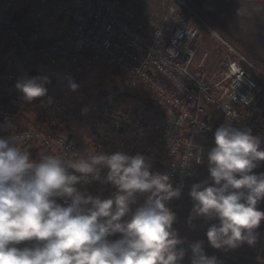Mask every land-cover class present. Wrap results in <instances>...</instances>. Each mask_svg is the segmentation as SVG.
I'll use <instances>...</instances> for the list:
<instances>
[{"label":"clouds","instance_id":"1","mask_svg":"<svg viewBox=\"0 0 264 264\" xmlns=\"http://www.w3.org/2000/svg\"><path fill=\"white\" fill-rule=\"evenodd\" d=\"M48 82L26 79L16 88L31 103L47 94ZM260 143L250 128L230 122L214 132L215 146L206 154L211 183L192 185L188 217L189 224L216 221L206 232L214 249L257 243L256 230L264 221L258 210L264 174H254L264 162ZM204 155L197 147L188 158L201 165ZM93 181L115 192L102 199L77 187ZM180 195L170 176L153 172L150 158L140 153L101 151L35 160L15 137L0 138V264H181L186 251L191 264H218L215 256L205 254L203 242L186 250V241L178 238L173 228L177 217L167 204ZM140 197L145 199L138 204ZM60 199L69 203L62 205ZM133 205L138 206L133 210ZM116 234L120 238L111 240Z\"/></svg>","mask_w":264,"mask_h":264},{"label":"built area","instance_id":"2","mask_svg":"<svg viewBox=\"0 0 264 264\" xmlns=\"http://www.w3.org/2000/svg\"><path fill=\"white\" fill-rule=\"evenodd\" d=\"M133 1L0 0V45L10 44L9 60L0 73V128L11 125L0 138L15 137L18 146L37 141L67 159L96 153L58 127L59 118L66 113L64 98L81 75L80 62L85 58L102 60L124 73L130 86L143 85L153 92L170 117L154 119L139 110L120 109L115 96L107 95L92 119L90 136L98 139L107 133L118 134V144L111 153L163 152L171 163L173 188L181 191L178 199L167 204L172 211L198 166L188 158L189 152L194 153L197 147L204 154L208 152L202 142L226 122L235 126L262 87L243 64L256 72L257 68L216 32L213 33L229 48L232 57L222 75L214 81L209 79L202 63L195 67L202 34L188 22L187 12L171 5L161 22L147 30L133 8ZM15 10L28 13L27 21L12 20ZM58 16L68 17L69 24L45 34L49 21ZM56 60L72 63V70L58 88L47 90L44 97L31 102L42 100L43 104L37 110L33 126L21 129L20 122L29 103L23 94L13 99L9 87L15 83L19 69ZM89 189L92 196L102 199L114 193L111 185L97 181L91 182ZM137 206L133 205V210Z\"/></svg>","mask_w":264,"mask_h":264},{"label":"rangeland","instance_id":"3","mask_svg":"<svg viewBox=\"0 0 264 264\" xmlns=\"http://www.w3.org/2000/svg\"><path fill=\"white\" fill-rule=\"evenodd\" d=\"M132 5L137 14L142 18L147 30H151L161 22L162 17L171 5L179 9L187 8L181 0H134ZM18 18H21L19 20L26 22L28 13L15 10L12 14V20L15 21ZM187 20L191 25L197 27L202 34V40L196 53L195 67L199 63H202L207 77L214 81L220 76L218 73L224 67L226 68L229 59L232 57L229 48L223 43V41L216 37L215 34L219 33L205 20L198 16H189L187 17ZM69 22L70 19L68 17L58 16L53 21H49V24L45 29V34L54 33L60 28L68 25ZM221 37L226 43L230 44V42L223 36ZM9 46L10 44L7 42H3L0 45V73L6 67L9 60ZM80 66L82 68L81 75L76 83L78 88L76 90L70 88L64 98L66 113L61 117H64L65 120H67L66 128L68 130L65 134L68 137L76 138L83 146L88 141L84 147L89 151L98 150V152H104L106 148L105 140L109 139V135L112 134L107 133V135L99 137L95 142H91L89 139L91 136L88 137V134L90 131L89 126H91L89 124H92V119L96 115V110L99 104L107 95L115 96L118 108L126 111L139 110L143 112L145 116L153 118L144 108V103L142 101V98H145L144 95H142V98L136 95L138 91L143 94L142 91L144 88L135 89L126 86L127 82L125 77L123 75H113L111 72L112 67L102 60L85 58L80 62ZM72 68V63L66 60H56L26 70L19 69L16 81L9 87V91L21 80L38 77L47 78L49 82L46 83L44 87L47 90H54L60 86L61 80L64 76L70 73ZM257 70V73L264 77V74L259 69ZM26 71L28 73H26ZM256 80L259 82L263 90V84L258 78ZM243 119L244 118L242 117L235 127L239 128ZM0 130L7 131L8 126H3ZM1 134L2 132H0V135ZM256 135L258 134L253 136ZM112 144L113 146H116L118 144L117 140L115 139ZM162 154L163 152L159 151L152 155H145L151 160L153 172L164 174L165 170L164 167H162V160L158 161L157 158L158 156H163ZM144 199V197H140L138 204L143 203Z\"/></svg>","mask_w":264,"mask_h":264},{"label":"crops","instance_id":"4","mask_svg":"<svg viewBox=\"0 0 264 264\" xmlns=\"http://www.w3.org/2000/svg\"><path fill=\"white\" fill-rule=\"evenodd\" d=\"M195 2L209 17L240 41L252 54L264 63V0H195ZM26 73L28 72L26 71ZM19 94L22 93L19 92L16 85H14L11 89L12 98L14 99ZM42 104L43 101L38 100L26 105L20 122L21 129H30L33 126L37 118V110ZM66 125L67 120H65L64 117H60L59 131L65 134L68 130ZM89 129L88 137L91 133V128ZM111 134L112 135H109V139L105 140V150L107 151L117 146H113L112 144L115 139L117 143L119 140L118 134ZM256 137H258L262 143L260 146L261 150H264V133L258 134ZM202 143H205L210 151L214 147V136L212 138L208 137L206 142ZM111 152L112 151H110V153ZM206 154L207 152L205 153L204 163L194 168L183 196L172 209V212L175 213L177 217L176 222L173 224V228L178 233V238L186 241L183 245L186 250L191 243L197 241L203 242L205 254L208 257L215 256L218 264H264V221L261 222L260 227L256 230L257 243L254 246L244 244L234 250H217L209 245L206 236L207 228L212 223H216V221L196 219L189 224L188 217L193 207V201L189 195L192 185L204 181H208L209 184L211 183L207 169ZM254 174H264V162H261L257 168L254 169ZM77 187L79 190L87 191V193L91 195L89 188H83L81 185H77ZM258 210L264 212V200L259 202ZM181 264H191L190 251H186V255Z\"/></svg>","mask_w":264,"mask_h":264},{"label":"trees","instance_id":"5","mask_svg":"<svg viewBox=\"0 0 264 264\" xmlns=\"http://www.w3.org/2000/svg\"><path fill=\"white\" fill-rule=\"evenodd\" d=\"M187 8L184 9L185 12L189 14L191 17L198 16L205 20L208 24H210L221 36H223L227 41L230 42L231 45H233L251 64H253L257 69H259L264 74V63L261 62L254 54H252L240 41H238L236 38H234L231 34H229L224 28H222L217 22H215L211 17H209L205 11L195 2V0H181ZM243 66L247 69V71L255 78L259 79L260 82L263 84V90L260 93V95L256 98V100L253 102L251 106L246 108L243 116L242 124L239 128H250L252 131V135L255 134H262L264 133V77L258 74L256 71L251 69L247 64H243ZM113 75H123L126 79V86H130L129 78L119 71L118 69L112 68L111 69ZM225 71V67L218 73V75H222ZM133 88H144L143 94H141L140 91L136 94L138 97L142 98V95H144L145 98H142V101L144 103V108L146 112L153 117L154 119H168L170 117V114L168 110L159 102V100L156 98L155 94L153 92H150L145 86L139 85L137 87ZM235 127V126H234ZM2 133H7V131L0 130ZM214 136V132L211 133L208 137L212 138ZM91 142H95L98 139H95L93 137L89 138ZM95 145V143H94ZM21 149L24 151H27L31 154L32 158L35 160H39L41 156L46 155H55V153L52 151V149L42 146L37 141H29L23 143L21 146ZM113 148H110V150H104L105 153H109L110 151H113ZM97 153L98 150H95ZM163 156H158V161L162 160V167H164V174H168L171 179V163L170 160L165 156V154H162ZM83 188L88 189L90 187V183L88 184H82ZM113 192L115 189H113ZM58 203L62 205H67L68 203L66 201H63L62 199L58 200ZM111 240H117L119 237L117 235H114L110 237Z\"/></svg>","mask_w":264,"mask_h":264}]
</instances>
